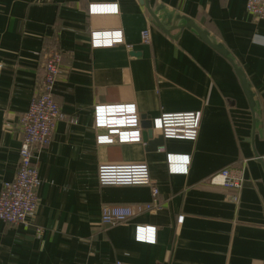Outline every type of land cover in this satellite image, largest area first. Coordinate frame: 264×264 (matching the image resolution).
<instances>
[{"label": "crops", "instance_id": "1", "mask_svg": "<svg viewBox=\"0 0 264 264\" xmlns=\"http://www.w3.org/2000/svg\"><path fill=\"white\" fill-rule=\"evenodd\" d=\"M149 3L161 22L162 6L225 46L254 94V114L232 64L193 31L163 32L140 0H0V193L19 168V118L49 50L63 53L54 96L64 114L36 160L39 204L29 225L0 221V264H264V161L255 159L264 160V21L246 11L247 0ZM95 4L118 13L90 15ZM97 31H121L123 42L92 48ZM122 104L140 117L201 112L199 137L164 139L156 152L144 142L98 143L105 131L94 108ZM166 154L189 156L188 174L169 173ZM136 164L149 167L164 209L103 226L104 206L148 204L152 187L101 186L98 168ZM230 166L245 170L239 194L209 183ZM137 226L155 227L156 243L136 241Z\"/></svg>", "mask_w": 264, "mask_h": 264}, {"label": "built area", "instance_id": "2", "mask_svg": "<svg viewBox=\"0 0 264 264\" xmlns=\"http://www.w3.org/2000/svg\"><path fill=\"white\" fill-rule=\"evenodd\" d=\"M90 15L117 14V5H91ZM246 11L264 21V0H247ZM144 44H150V32L142 33ZM123 42L122 32H93L92 48L111 47ZM63 53L49 50L45 53L43 76L37 83L29 107L20 118L23 138L19 148V168L11 181L5 182L0 193V221L10 225H29L30 216L37 210L39 197L37 190L41 184L36 163L38 155L53 141L57 124L64 118L59 103L54 96L55 86L62 72ZM140 115L134 104L96 106L94 108L95 127L105 133L97 138L100 144L142 143L144 132L140 126ZM202 122L201 112L160 114L153 118L154 133L165 140L195 142L199 137ZM166 163L171 174H188L190 157L166 154ZM98 182L101 186H149L151 201L135 207L104 206L101 223L114 227L139 213H157L164 209L159 199V189L154 187L150 169L146 164L102 165L98 168ZM209 183L232 189L239 194L245 183L244 167L230 166L210 176ZM237 200V199H236ZM180 221V218H179ZM183 217H181V222ZM43 230L36 229L37 236ZM136 241L155 244V227L137 226Z\"/></svg>", "mask_w": 264, "mask_h": 264}, {"label": "water", "instance_id": "3", "mask_svg": "<svg viewBox=\"0 0 264 264\" xmlns=\"http://www.w3.org/2000/svg\"><path fill=\"white\" fill-rule=\"evenodd\" d=\"M143 5H145L147 7V9L149 10L150 16L152 17V19L154 20V22L157 24V26L166 34H170L173 31H184L189 30V31H193L195 32L199 38L205 42L208 46H210L213 50H215L218 54H220L222 57H224L226 60H228L232 66L235 69V72L241 82L242 88L244 90V93L248 99L250 108L252 113L254 114L255 112V102H254V94L251 91L250 85L248 84L244 73L242 72V70L240 68H238L235 63L234 60L231 58L229 51L225 48V46H223L221 43L217 42L215 38H213L212 36H210L208 31L202 30L201 28H199L194 22L193 20L183 17V16H174L171 13L166 12V10L164 9V7H159L157 9V12H164V22H161L158 17L156 16V14H154L151 9H150V3L149 0H140ZM171 21H177V22H185L184 26H181L179 28H169L168 24ZM169 22V23H167ZM141 121H140V126L143 129V133H142V137H143V142L145 144H147L148 146V151L149 152H156L160 147L164 146V138L161 135H157L156 133H154L153 129H152V124H153V118L147 117V116H142L140 117ZM256 126V122L254 124V129ZM258 161H261L260 163H262L264 160L262 158H260L259 156H256L255 158Z\"/></svg>", "mask_w": 264, "mask_h": 264}, {"label": "bare ground", "instance_id": "4", "mask_svg": "<svg viewBox=\"0 0 264 264\" xmlns=\"http://www.w3.org/2000/svg\"><path fill=\"white\" fill-rule=\"evenodd\" d=\"M162 136V135H161ZM163 137V136H162ZM164 138V137H163Z\"/></svg>", "mask_w": 264, "mask_h": 264}]
</instances>
